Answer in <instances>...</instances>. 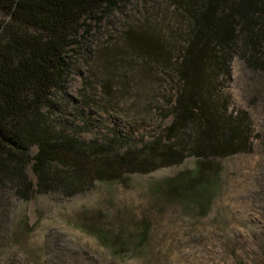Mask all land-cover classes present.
I'll return each mask as SVG.
<instances>
[{"label": "trees", "instance_id": "16d2710c", "mask_svg": "<svg viewBox=\"0 0 264 264\" xmlns=\"http://www.w3.org/2000/svg\"><path fill=\"white\" fill-rule=\"evenodd\" d=\"M119 1L125 2L0 0V194L6 189L23 200L33 193L72 196L96 181L121 183L192 157L191 168L153 184L150 194L156 205L175 202L193 217H205L220 190L221 160L251 150L249 116L227 112L220 84L235 57L264 77V0H164L178 30L176 48L146 25L123 36L143 69L169 74V124L140 143L114 129L102 139L82 140L53 120L51 97L65 92L70 46L86 44L90 21L99 24ZM99 224L80 227L115 254L142 246L150 233L147 218L118 228ZM247 264H264V242Z\"/></svg>", "mask_w": 264, "mask_h": 264}, {"label": "rangeland", "instance_id": "374dc122", "mask_svg": "<svg viewBox=\"0 0 264 264\" xmlns=\"http://www.w3.org/2000/svg\"><path fill=\"white\" fill-rule=\"evenodd\" d=\"M169 11L164 0H125L99 24L90 21L86 44L69 48L65 92L51 97L53 120L82 140L102 139L111 129L137 143L158 135L170 122L173 82L163 69H143L123 33L150 26L175 47L179 34ZM229 70L219 97L228 98V113L249 116L252 146L221 160L220 190L205 217H193L175 202L156 205L150 194L153 184L191 168L192 157L121 183L96 181L72 196L33 193L23 200L3 189L0 264H247L264 242V77L238 57ZM28 150L35 153L34 146ZM25 172L34 183L29 166ZM144 218L150 225L147 241L117 254L80 227L86 221L118 228Z\"/></svg>", "mask_w": 264, "mask_h": 264}]
</instances>
